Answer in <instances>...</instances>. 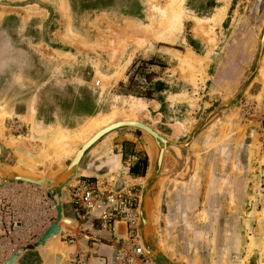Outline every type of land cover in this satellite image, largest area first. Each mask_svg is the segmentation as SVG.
Masks as SVG:
<instances>
[{
  "label": "rangeland",
  "instance_id": "1",
  "mask_svg": "<svg viewBox=\"0 0 264 264\" xmlns=\"http://www.w3.org/2000/svg\"><path fill=\"white\" fill-rule=\"evenodd\" d=\"M167 5L168 0H0V135L13 123L17 103L30 104L43 90L58 91V84L76 89L63 83H77L89 91L94 115L67 136H51V144L70 148L74 140L80 144L100 127L128 119L186 142L165 150L149 209L161 249L190 264L183 255L188 251H182L185 233L224 224L233 233L220 249L231 241L237 256L243 252L247 261L256 253L264 264V0H182L176 29L149 35L158 29L155 7ZM187 52L197 62L187 64ZM231 64L235 68L224 77L221 68ZM156 83H163L161 91ZM191 144L202 159L193 172L186 155ZM22 190L0 195L22 207ZM32 211L26 221L31 233L33 222L46 218L41 206ZM38 260L26 253L19 262Z\"/></svg>",
  "mask_w": 264,
  "mask_h": 264
},
{
  "label": "crops",
  "instance_id": "2",
  "mask_svg": "<svg viewBox=\"0 0 264 264\" xmlns=\"http://www.w3.org/2000/svg\"><path fill=\"white\" fill-rule=\"evenodd\" d=\"M227 65L221 68V70H226L224 77L231 69L235 68L234 64ZM66 85L77 87L76 89H68L62 88L58 84L56 85L59 86L58 91L43 90L30 101V104L23 102L15 105L13 123L7 124L4 132L0 135V157L12 172L32 177L61 179L77 148L87 140L80 144H76L74 140L73 145L71 144L69 148L73 153L67 154L68 157L64 153H61L63 155L61 156L58 152L64 148V144L59 146L60 150L55 142L53 144L49 142V138L53 135L67 136L64 133H73L80 125L88 121L95 112L94 101L90 98L89 91L85 87L78 86L77 83H63V86ZM153 153L154 144L152 141L139 129L132 127L112 129L93 143L78 163L77 176L64 188L67 194L63 201L64 213L74 221V225L67 228L73 234L72 241L63 247L64 252H46L42 255L44 260L39 258L38 262L34 264H54L56 260H62L70 250L68 245L71 246L73 253L80 251L86 253L90 264H109L115 248L114 235H123L124 227L121 223L111 226L103 222L99 218L96 208L88 211L82 218L80 214L83 211L72 197V187L81 180L91 179L104 184L110 190L125 189L139 195L143 182L151 170ZM23 184L22 182L15 183L0 189L6 190L15 187L23 189L24 194H18L24 199L22 201L24 205H21L24 209L18 208L24 215L27 214L25 216L26 221L32 220L34 216L32 210L40 206L47 219L44 217L36 219L33 222L35 230L32 231L31 235L25 236L21 244L35 242L49 224L55 221L56 217L54 205L47 198L44 189L29 183H25L27 186ZM186 184L188 186L189 183L186 182ZM3 190H0V193ZM8 195L9 197L14 196L12 192ZM197 195L200 194L197 193ZM168 202L171 205L175 201L170 196ZM61 225L66 228L63 224ZM216 226L218 225H215L214 231L208 225L199 231L192 232V235L185 233L182 251H188L187 255L183 253L187 258L184 259L187 260V263L261 264L256 253L250 256L247 261L243 257V252L237 256L231 241L226 244V250L225 247L220 249L224 243V238L229 237L233 231L229 227L222 226L217 229ZM224 228L227 231L226 234L223 232ZM33 233L38 234L34 239L31 238ZM60 243H62L61 240ZM177 252L178 250H174L175 256Z\"/></svg>",
  "mask_w": 264,
  "mask_h": 264
},
{
  "label": "water",
  "instance_id": "3",
  "mask_svg": "<svg viewBox=\"0 0 264 264\" xmlns=\"http://www.w3.org/2000/svg\"><path fill=\"white\" fill-rule=\"evenodd\" d=\"M261 40L262 42L264 41V33L261 37ZM203 125L204 123H202L199 128H202ZM118 127H132L139 129L154 144L151 170L146 176L138 195L136 234L139 242L154 264H183L169 257L161 249L159 241L157 239V235L150 221L149 209L151 208V206H153L157 187L159 186L163 153L169 145L183 147L186 142L177 143L172 140L166 139L162 135H160L153 127L139 120L116 121L114 123H111L110 125L102 127L101 129L93 133V135H91V137L87 141L82 143L77 148L74 156L66 166L63 173L64 175L61 179L56 177H32L29 175L12 172L8 169V167L4 164L0 157V188L20 182L29 183L39 188H43L47 198L54 205V209L56 212L55 221L49 224V226L37 237L35 242H28L24 245L15 247L10 255L2 262H0V264H20L19 259L26 253H36V255L40 259H43L39 246H41L48 237L58 236L60 239L62 233L70 230L64 228L61 225L64 224L69 227L74 225L73 219L66 216L64 213L63 201L67 197L64 188L77 176L78 163L85 151L105 133ZM118 223L119 222L115 224ZM125 234L126 233L124 229L123 235L121 236H125ZM114 237H120V235H114ZM68 247H70V250L66 253L65 257L62 260H56L54 264L66 263V261L69 259L70 253H73L71 246L68 245Z\"/></svg>",
  "mask_w": 264,
  "mask_h": 264
},
{
  "label": "built area",
  "instance_id": "4",
  "mask_svg": "<svg viewBox=\"0 0 264 264\" xmlns=\"http://www.w3.org/2000/svg\"><path fill=\"white\" fill-rule=\"evenodd\" d=\"M99 80L94 82L95 86ZM73 199L82 208L83 218L88 211L102 206L99 218L113 226L119 222L125 229V236L114 237L115 248L109 264H154L141 246L136 234L138 193L125 189L110 190L96 180L85 179L72 187ZM23 212L9 199L0 195V256L10 254L21 245L25 236L31 235L29 222ZM28 223V225L26 224ZM73 234L66 231L61 242L71 243ZM65 264H90L88 255L83 252L70 253Z\"/></svg>",
  "mask_w": 264,
  "mask_h": 264
},
{
  "label": "bare ground",
  "instance_id": "5",
  "mask_svg": "<svg viewBox=\"0 0 264 264\" xmlns=\"http://www.w3.org/2000/svg\"><path fill=\"white\" fill-rule=\"evenodd\" d=\"M167 1V0H166ZM182 0H168V5L165 7V8H158V7H155V10L158 12V20H157V24L156 26L158 27L157 30H152L151 32H148L150 33L149 35H154V36H157V37H160L162 35H164V32H172L173 30L176 29L177 25H178V22H179V15L180 13L178 12L177 8L180 7V4H181ZM216 17V16H215ZM221 19V18H220ZM201 20V19H200ZM199 21V23H201ZM215 21V20H214ZM204 22V21H202ZM199 23L197 25H199ZM196 25V26H197ZM200 26V25H199ZM132 28V27H131ZM135 27H133L134 29ZM200 28L198 27L197 30H199ZM126 31H128V29H125ZM139 32H141V30H139ZM199 33V32H197ZM203 33V32H202ZM212 41V40H211ZM210 42V41H209ZM186 54V53H185ZM193 58H196V56L194 57V54H192L191 52H187L186 56H185V59L184 61L190 65V62L193 61ZM196 59H194V61H196ZM193 61V62H194ZM191 62V63H193ZM197 62V61H196ZM195 63V62H194ZM193 63V64H194ZM195 68V67H194ZM193 81H195V77L194 75L192 74V78H191ZM120 121V120H119ZM122 121H135L133 119H128V120H122ZM116 122V121H115ZM112 123V122H111ZM110 123V124H111ZM114 123V122H113ZM108 124V125H110ZM107 126V125H106ZM105 127V126H104ZM101 129V128H100ZM87 133V132H86ZM85 135V134H84ZM91 136V135H90ZM58 139V138H57ZM88 140V138H85V140ZM86 140V141H87ZM56 143V142H55ZM56 145H58V147L60 146L59 143L57 142ZM65 147V146H64ZM67 147V146H66ZM65 147V150L64 148L61 150L60 147L59 149L61 151H58L60 154L61 153H65L66 152H69V155H71L73 153V151L69 148H66ZM57 148V147H56ZM164 155V153H163ZM60 156V155H59ZM61 156H63L61 154ZM58 157V156H57ZM60 158V157H59ZM163 159V158H162ZM59 237L58 236H53V237H48L45 242L39 246V249H40V252L42 253V255L46 252L48 253H62L64 252L63 251V247L60 246L59 242ZM63 244V243H62ZM66 250V249H64Z\"/></svg>",
  "mask_w": 264,
  "mask_h": 264
},
{
  "label": "flooded vegetation",
  "instance_id": "6",
  "mask_svg": "<svg viewBox=\"0 0 264 264\" xmlns=\"http://www.w3.org/2000/svg\"><path fill=\"white\" fill-rule=\"evenodd\" d=\"M190 149H189V151L187 152V158L189 159V170H191L192 172L195 170V169H197L198 168V164L199 163H201V161H202V159H198L197 158V155H196V151H194L195 150V147H194V145L192 146V144H191V146L189 147ZM192 151V152H191ZM163 160H164V158H163ZM194 175H190V181H188V179L186 180V181H188V183L190 184V182H191V180L194 178L193 177ZM221 179H222V177H221ZM226 180V184L227 185H229L228 184V180L227 179H225ZM225 180H224V182H225ZM217 182H215V184H216ZM224 185V183H222V186ZM199 197H202V192H201V194L200 195H198ZM204 212L206 211L207 212V210H206V207H204ZM210 213H213L214 212V210L212 209L211 211H209ZM222 213H223V211H222ZM224 224H220V227H222Z\"/></svg>",
  "mask_w": 264,
  "mask_h": 264
},
{
  "label": "trees",
  "instance_id": "7",
  "mask_svg": "<svg viewBox=\"0 0 264 264\" xmlns=\"http://www.w3.org/2000/svg\"><path fill=\"white\" fill-rule=\"evenodd\" d=\"M163 83H156L155 85V90L156 91H161L163 88Z\"/></svg>",
  "mask_w": 264,
  "mask_h": 264
}]
</instances>
